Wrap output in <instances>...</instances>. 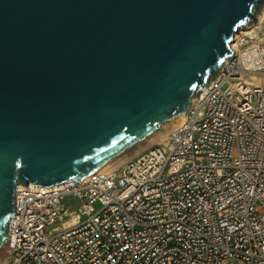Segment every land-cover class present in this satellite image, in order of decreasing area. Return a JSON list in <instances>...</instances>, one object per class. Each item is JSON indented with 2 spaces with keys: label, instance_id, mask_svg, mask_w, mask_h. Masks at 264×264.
Wrapping results in <instances>:
<instances>
[{
  "label": "water",
  "instance_id": "obj_1",
  "mask_svg": "<svg viewBox=\"0 0 264 264\" xmlns=\"http://www.w3.org/2000/svg\"><path fill=\"white\" fill-rule=\"evenodd\" d=\"M264 0H0V253L18 184L96 173L185 116Z\"/></svg>",
  "mask_w": 264,
  "mask_h": 264
},
{
  "label": "built area",
  "instance_id": "obj_2",
  "mask_svg": "<svg viewBox=\"0 0 264 264\" xmlns=\"http://www.w3.org/2000/svg\"><path fill=\"white\" fill-rule=\"evenodd\" d=\"M234 41L166 140L110 170L18 184L3 264H264V17Z\"/></svg>",
  "mask_w": 264,
  "mask_h": 264
},
{
  "label": "rangeland",
  "instance_id": "obj_3",
  "mask_svg": "<svg viewBox=\"0 0 264 264\" xmlns=\"http://www.w3.org/2000/svg\"><path fill=\"white\" fill-rule=\"evenodd\" d=\"M263 8H264V4H262L260 7H258V8L255 9V13H256L257 16H258L261 12H263V11H262ZM244 27H245V26H244ZM212 79H213V77L210 78V80H212ZM176 127H177V126H176ZM174 128H175V127H173L172 122H170V123H169V122H165V123L162 125L161 129L158 130V131H160V134H159L160 136H158L157 138H154L153 141H149L150 139H152V138L155 136V134H156V133H155L151 138H149V139H148L147 141H145L144 143H141V144L137 145L133 150L128 151V152H126L125 154H123L122 156L119 157V159L117 158V159L120 160V161L118 162V160H117L115 166H118V165L123 164L124 162H126V161L129 160V159H131L132 157H134L135 155H137L138 153H140L141 151H143V150L146 149L147 147H149V146H151V145H153V144H155V143H160V142L166 140L167 137H168V135H169V133H170L171 130H173ZM158 131H157V132H158ZM148 141H149V142H148ZM115 166H114V167H115ZM67 205L70 206V207H73V206H74V204L71 203V198L67 199ZM7 257H8V250H6V251L0 253V264H2L3 262H5L6 259H7ZM229 264H243V263H241V262H239V261H233V262H230Z\"/></svg>",
  "mask_w": 264,
  "mask_h": 264
},
{
  "label": "bare ground",
  "instance_id": "obj_4",
  "mask_svg": "<svg viewBox=\"0 0 264 264\" xmlns=\"http://www.w3.org/2000/svg\"><path fill=\"white\" fill-rule=\"evenodd\" d=\"M262 11L263 12H261L259 15H258V22H255V23H252V24H250V23H248L245 27L243 26V27H238V30H237V32H235V34H234V38H233V40H232V42H231V48L233 49L234 47H235V41H234V39H236V34L238 33V32H240V31H242V30H245V29H248V28H251V27H255V26H257L258 24H259V21H262V19H263V17H264V8L262 9ZM234 41V42H233ZM228 61L226 60L225 61V64L227 63ZM223 67V66H222ZM261 77H258V76H255L254 77V79H253V82L254 83H260V81H261ZM215 80V78L214 79H212V80H210V82H209V85H211L212 84V82ZM209 85H206V86H203V88H202V90H201V92H200V94L197 96V97H195L194 99H193V102H195L199 97H200V95L204 92V89H207L208 87H209ZM186 117H187V114L185 115V116H183V117H181V118H178V119H176V120H174L173 122H172V125H173V127H175L173 130H175L176 128H178L183 122H184V120L186 119ZM177 126V127H176ZM161 129V128H160ZM160 134V131H158V132H156V134H155V136L152 138V139H150L149 141H153V139L154 138H157L158 136H160L159 135ZM148 141V142H149ZM122 156V155H121ZM118 159H119V157H118ZM117 157L116 158H114L113 160H111L110 162H108L106 165H104V166H102V167H100L98 170H104V171H106V170H110V169H113V168H116V167H119V166H121V165H118V166H115V164H116V162H117ZM120 160H118V162H119ZM115 166V167H114ZM4 263V262H3ZM2 263V264H3Z\"/></svg>",
  "mask_w": 264,
  "mask_h": 264
}]
</instances>
